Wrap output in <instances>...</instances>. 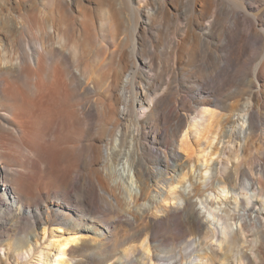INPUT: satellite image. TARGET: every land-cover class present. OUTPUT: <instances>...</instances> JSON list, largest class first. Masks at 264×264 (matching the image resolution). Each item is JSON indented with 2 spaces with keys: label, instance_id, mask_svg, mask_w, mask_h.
<instances>
[{
  "label": "bare ground",
  "instance_id": "obj_1",
  "mask_svg": "<svg viewBox=\"0 0 264 264\" xmlns=\"http://www.w3.org/2000/svg\"><path fill=\"white\" fill-rule=\"evenodd\" d=\"M262 3L0 0V264H264Z\"/></svg>",
  "mask_w": 264,
  "mask_h": 264
},
{
  "label": "rangeland",
  "instance_id": "obj_2",
  "mask_svg": "<svg viewBox=\"0 0 264 264\" xmlns=\"http://www.w3.org/2000/svg\"><path fill=\"white\" fill-rule=\"evenodd\" d=\"M261 8H264V4H261ZM261 23H259V28H261V30H264V16L261 17ZM258 28V30H259ZM261 30H259V34L257 36H261L259 38H257V36L251 40V44H250V51L249 54L245 56L246 59V66H244V64H241L237 67H234L231 69V79L229 81L226 82L225 85H222L220 82V77L217 74V71L212 67V70L209 67V64H206L204 66V70L202 71L203 75H204V80L206 81V84L208 86L212 85V91L209 90V93H211V99L213 101V106H216L217 108L222 110V106L220 103L221 99H224V97L227 95L226 92H229L230 90L234 91L237 89L238 84H236V82H240V86L239 88H248V84L250 83V79H251V75L248 74V70L249 67L251 65V62L253 59H257L261 56V54L264 51V34L263 32H261ZM250 31V30H248ZM219 53L221 54V52L219 51ZM234 70H236V72H238V74H234ZM242 70H244V72H246V74H248V78H244V76H242V74H240V72H242ZM227 98V97H225ZM219 106V107H218ZM261 134V131H259ZM258 132V133H259ZM259 137H264V135H260L257 136L255 138V140H258ZM170 228H159L158 231L162 232V231H169Z\"/></svg>",
  "mask_w": 264,
  "mask_h": 264
}]
</instances>
